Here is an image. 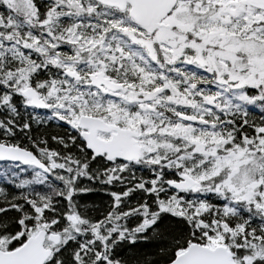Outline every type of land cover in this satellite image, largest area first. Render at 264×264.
<instances>
[{
  "label": "snow or ice",
  "instance_id": "obj_1",
  "mask_svg": "<svg viewBox=\"0 0 264 264\" xmlns=\"http://www.w3.org/2000/svg\"><path fill=\"white\" fill-rule=\"evenodd\" d=\"M0 264H264V0H0Z\"/></svg>",
  "mask_w": 264,
  "mask_h": 264
}]
</instances>
